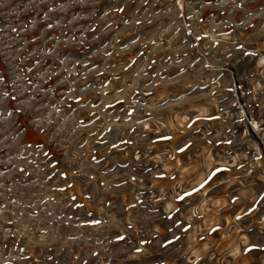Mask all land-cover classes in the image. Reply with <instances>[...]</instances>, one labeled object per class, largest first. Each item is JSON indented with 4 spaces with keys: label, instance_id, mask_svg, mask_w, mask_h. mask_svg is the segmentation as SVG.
<instances>
[{
    "label": "rangeland",
    "instance_id": "rangeland-1",
    "mask_svg": "<svg viewBox=\"0 0 264 264\" xmlns=\"http://www.w3.org/2000/svg\"><path fill=\"white\" fill-rule=\"evenodd\" d=\"M0 264H264V0H0Z\"/></svg>",
    "mask_w": 264,
    "mask_h": 264
}]
</instances>
